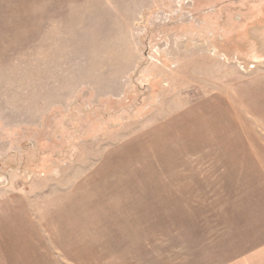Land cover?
<instances>
[{
    "label": "rangeland",
    "instance_id": "rangeland-1",
    "mask_svg": "<svg viewBox=\"0 0 264 264\" xmlns=\"http://www.w3.org/2000/svg\"><path fill=\"white\" fill-rule=\"evenodd\" d=\"M241 138L264 0H0V264H239Z\"/></svg>",
    "mask_w": 264,
    "mask_h": 264
},
{
    "label": "crops",
    "instance_id": "crops-1",
    "mask_svg": "<svg viewBox=\"0 0 264 264\" xmlns=\"http://www.w3.org/2000/svg\"><path fill=\"white\" fill-rule=\"evenodd\" d=\"M207 146L226 149L227 163L235 165L233 178L239 179L248 201L245 205L253 206L250 209L255 213L254 222L246 225L247 252L239 264H264V139L209 140Z\"/></svg>",
    "mask_w": 264,
    "mask_h": 264
}]
</instances>
